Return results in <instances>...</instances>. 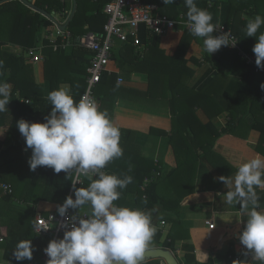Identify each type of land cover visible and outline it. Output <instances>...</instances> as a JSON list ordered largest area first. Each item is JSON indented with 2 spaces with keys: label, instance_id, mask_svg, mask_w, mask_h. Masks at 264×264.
Instances as JSON below:
<instances>
[{
  "label": "crops",
  "instance_id": "obj_1",
  "mask_svg": "<svg viewBox=\"0 0 264 264\" xmlns=\"http://www.w3.org/2000/svg\"><path fill=\"white\" fill-rule=\"evenodd\" d=\"M13 1L18 0L10 2ZM82 1L94 7L103 3L104 0ZM146 1L170 10L175 17H178V20L173 19L175 21L191 20L195 14H206L208 24L224 26H226L228 16L237 14L235 7L238 4L233 2L232 6L229 0H219L216 7L205 8L202 12L201 3H198V0L194 3L187 2V0ZM77 2L78 0H67L63 4L66 5V9H71L76 13ZM50 14L58 22H63L65 19L62 13L53 11ZM251 22L254 23L252 26L249 25ZM255 22L264 24V7L259 13L237 14V18L234 17L233 25L229 28L238 35L236 36L238 41L239 33L242 34L245 45L250 51L256 53L251 57L241 50H235L238 52L237 55L229 54L228 51L231 50L229 43H227L229 50L225 49L222 52L218 42L224 41L218 35L216 37L208 35L200 41L191 40L187 35L189 33L182 28L179 29L180 31L170 32L159 43L158 48L165 51L167 56L179 51L180 42H183V47H186L184 58L188 62L189 71L185 73L184 81L188 88L196 90L192 93L193 97L200 96V98L196 118H191V120L184 118L183 125H194L200 143L204 141L208 132L216 138V143L212 149L207 150V159L200 160L195 180H193L192 171L189 170L184 172V176L174 175L161 180L158 193L166 205H160L155 212L149 210V215L141 221L143 229L132 241L126 239L127 234H114L113 228L109 235L100 234L102 238L109 239L110 243L98 245L97 264H104V257L109 259L108 264L115 259L157 248L170 250L179 264H185L184 259L187 254L203 263L212 260L215 264H238L247 254L248 248L264 237V232L257 233L252 230L253 227H262L264 224V130L253 129L255 126L260 128L264 126V116L262 123L256 122L249 112L242 117L243 122L231 120L230 116V113L236 109L237 98L245 95L248 97L261 96L264 92V82H249L250 79H248V82L244 83L242 80L245 84L242 87L240 78L238 81L240 86L237 87L232 80L238 77L227 75V69L217 60L220 54L228 68L242 72L243 65L237 62L235 57L247 61V56L254 58L264 70V32L261 28L258 30L259 25ZM50 23L52 27L42 29L35 39V48L39 49L42 62L33 63L30 57H26L24 54L27 47L23 44L10 42L6 47L9 52L22 55L26 66L16 76L14 83H7L0 89V192L2 195L13 197L11 210L18 213V219L32 213L46 214L56 211L59 205L67 199L72 187L66 190L41 183L36 189L31 187L32 163L38 159L40 154L41 159L45 160L44 165L40 162L42 173L48 174L50 172L48 169H52L75 176L79 164L78 140L85 129L98 135L91 148L90 164L87 165L99 164L102 167H112L114 175L116 172L141 174L144 159L160 164L159 169L169 175L178 168V159L183 162L187 158L201 154V150L189 151V144L186 145V142L181 139L175 144L176 154L174 146L169 142L173 125L170 108L162 105L164 100L160 97L155 99L158 102L157 105L143 103V94L148 92L150 87L148 65H144L146 57L150 58L148 62H152L151 59H161L159 49L154 42L150 49L143 44L138 48L133 47L134 51L132 55L130 54L131 56L126 53L128 45L115 42L109 73H106L107 79L95 89L98 103L97 114L94 118L88 119L85 124L79 110V102L86 89V83L79 85L73 81L76 86L69 83L70 85L61 84L58 87H52L46 78L49 49L56 52L52 42L48 39L49 34L55 31L54 24L52 21ZM12 28L9 18L4 17L2 36L8 39L15 38L9 35L13 32ZM84 30L88 31L89 26L85 25ZM189 35L194 37V34ZM46 41L51 44L50 47L46 45ZM222 46L225 48L223 44ZM257 47L260 48L258 52ZM73 49L69 48L63 52L66 56H70ZM207 53L210 54L209 59H206ZM229 56L233 58V61L228 59ZM86 60L89 62V56ZM118 60L121 62L129 60L140 64V67H137L139 72H130L131 65L125 67V71L122 70L118 65ZM7 75H10L9 70ZM214 76H218V80L212 83L213 85L202 88L204 83ZM71 78L84 80V75L73 73ZM120 78L123 79V84H119ZM15 83L22 85L24 94H29L30 97H22L20 91L15 90ZM116 86L129 89L130 93L127 92L126 96L117 95ZM37 94L39 103L34 101V106H36L34 110L28 109L27 107L32 104ZM208 97L212 99L208 100ZM37 118L39 119L38 126L35 125ZM49 121H52L53 125L50 130L52 140L48 148L42 146L38 150L36 139L32 137L33 128L39 127L43 132L47 129ZM15 123L24 126L21 134L25 137L19 147L15 139L17 134L14 133ZM239 123L244 125L245 130H231ZM25 124L28 126L27 130H25ZM247 128L251 129L247 130ZM155 173L157 172H153L152 176ZM2 185L10 186L8 193L3 191ZM192 188L194 191L190 194ZM77 192L81 196V198L77 197V206L87 207L88 210L85 211L92 212L90 209L93 205L92 196L82 195L80 190ZM8 207L6 203L0 202V243L6 238L8 231L6 225L8 221L5 216ZM121 213H126V210L121 211L108 203L99 205V217L110 220L113 225H115V217ZM207 221L213 222L215 225L213 230L206 224ZM157 230L162 234L159 242L154 240ZM168 234L175 239L174 251L162 246ZM70 250L69 248L67 252ZM3 254L4 251L0 249V260ZM66 260L67 263L60 264H73L71 257L67 256ZM253 260L262 261L263 263L260 264H264V249L255 253L247 264ZM160 262L166 264L163 260ZM77 264L84 263L78 262Z\"/></svg>",
  "mask_w": 264,
  "mask_h": 264
},
{
  "label": "trees",
  "instance_id": "obj_2",
  "mask_svg": "<svg viewBox=\"0 0 264 264\" xmlns=\"http://www.w3.org/2000/svg\"><path fill=\"white\" fill-rule=\"evenodd\" d=\"M109 1L110 0H104L103 3H108ZM187 2L194 3L195 0H187ZM228 2L230 3V5L232 4V6L233 2L238 3L235 7V11L238 15L245 12L259 13L260 9L264 7V0H229ZM103 3L97 4V6L92 7L87 2L78 0L76 13L69 22V31L72 33L74 38L83 36L88 32H96L100 34L104 31V26L108 21V17L105 14H102V9L105 5ZM198 3H201L200 6L202 8V12H204L205 8L211 9L210 7H216V5H218L219 3V0H198ZM32 4L35 7L47 11L49 14L53 11H56L57 13H62L66 8V5L63 4L60 0H35L32 2ZM161 12L170 17L171 19L178 20V17H175L172 12L165 7L161 8ZM237 14H234V16L232 15L227 17L226 27L228 29L231 28V25H233L232 20L234 22V17L236 19ZM2 17L9 18V23L13 27V32L9 35L10 37L14 36L15 38L8 39V37L4 38L2 36L4 20V18ZM255 23L258 24V22ZM253 24L254 23L251 22L249 25L252 26ZM85 25L89 26L88 31L84 30ZM258 25V30L261 28V30H263L264 32V24L259 23ZM50 27H52V24L49 20H46L40 14L28 9L19 1L7 2L0 6V89L3 85H6L7 83H14V81L17 79L16 76L26 67L22 55H15L6 50V47L9 45V43L16 42L20 43V45L23 44L24 47H27L25 51L31 49L33 46V48H35L36 35L41 32L42 29ZM179 29L181 28L178 27L176 31H178ZM232 31L238 37L234 30ZM186 32H188L189 34H194V37L189 34L187 35L190 37L191 40L195 39L197 41H200L208 35L212 37H216L218 35V37L222 38L224 41L218 42L221 51L224 52L225 49L229 50V44L227 45L228 42H225L227 40L223 36H221V34L212 32L209 29H205L200 32ZM239 35V46L241 51L247 56H254L256 53L248 49V47L243 42L242 34L239 33ZM163 37L165 36L150 35L144 28H142L140 31L141 44L145 45L147 49L151 48L152 42H154L157 46V49H159V43L161 42ZM45 43L47 46H51L49 42L46 41ZM222 44L225 46V48L222 46ZM180 45L182 48L180 47L179 51H177V53L175 52L174 55L167 56L165 54V51L159 49L158 51L161 54V59H151L152 62H148L150 58L149 56L146 57V63L144 65H148L147 73L150 76V87L148 92L143 94V103H147L149 105H157L158 102H156L155 99L160 97L164 100L162 105H165L166 107L170 108L171 113L173 115V125L171 136H169V142L172 146H174L176 154L177 149L175 148V144L180 139L182 141H185L186 145L189 144V151L192 152L194 150H201V154L197 155L196 157L187 158L183 162L182 160L178 159V168L171 172V174L169 175L164 174L162 169H159L160 164H155L153 160L149 159L143 160L144 167L141 174H137V172H130L127 174H120L116 172L114 175L112 173V167H102L99 166V164L93 166L100 169L103 168L106 173L98 175L95 178L86 177L84 179L83 186L78 189L80 190V193L82 195H90L93 198V205L92 207H90L93 213V221L87 227L86 231L81 234L83 243L80 248H75L72 244V241L68 239H63L60 242L53 255V264H60L63 262L67 263V256L72 258L73 264H77L78 262H82L84 264H97L99 256L96 254V249L98 245L100 243H110L109 239L102 238L100 236L101 233L104 235H109L111 232V228H113L114 234H127L128 237L126 239L132 241L143 229L142 222L135 224L131 220H124L120 224L115 223V226L111 223L110 220L101 219L98 215V209L101 203L112 204L121 211L126 210V213L129 214L131 217H136L140 214L143 215V213L147 210L155 212L157 211L160 205H166V203L160 198L158 193V185L162 179H167L174 175L180 176V174L181 176H184V172L186 173V170H189L192 171L193 180H195L196 172L200 165V160L207 159V150L212 149L214 147L216 143V138L208 132L206 133V138L204 139V141L200 143L199 136L194 125H183L184 118L186 120L196 118L195 114L199 106L198 101L200 96L193 97L192 93L196 90L193 88H188L184 81V75L187 71H189V69L187 68L188 62L184 58L186 47H183V42H180ZM259 50L260 48L257 47V52ZM133 51L134 48L128 46L126 53L132 55ZM48 53L50 60L48 59L46 61V78L50 82L52 87H58L59 85H61L63 79L62 76L64 75L65 70L69 74L70 80H72V84H74L75 86L76 84L73 81H75L79 85L85 82L86 69L89 63L86 60V57L89 56L88 52L79 48H74L70 56H66L63 50L53 52L52 49H49ZM228 53L237 55L238 52L234 49H231L228 51ZM209 58L210 54L207 53L206 59ZM228 59L233 61V58L231 56H229ZM217 60L220 65H224L223 67L227 69V75H233L238 77L237 79L232 80L234 82V85H237V87L240 86L238 82L240 78L241 83L242 80L244 83L248 82V79H250L249 82H264V70L262 72H256L255 66L250 63L247 64V61L244 59L235 57V60H237V62H240L241 65H243L244 70L242 72L236 69L228 68L226 61L221 59L220 54L217 57ZM65 61H67L68 63H66ZM118 65L124 71L126 69L125 67L131 65L132 68H129L131 70L130 72H137L139 71V68L137 67H140V64L129 60L122 62L118 60ZM67 66L69 68H67ZM8 70L10 71L9 76L7 75ZM73 73L79 75L84 74V80L71 78V75ZM106 77L107 74L105 73L102 76V81L100 84H102L104 80L107 79ZM216 80H218V76H214L213 78L207 80L202 86V88H207L211 86V84H214ZM244 85L245 84L242 83L241 86L243 87ZM14 86L15 90L20 91V95L22 97H30L29 94H24L22 85L15 83ZM116 89L117 95L126 96L127 92L130 93L129 89L123 87H117ZM132 92L135 93L136 91ZM35 97L36 98H33L32 100V104L27 107L30 110H34V107H36L34 106V101L37 102V104L40 101L38 94ZM211 99V97H208V100ZM135 101L137 100L135 99ZM29 103L31 102L29 101ZM248 112L254 117L256 122L262 123L264 116V92L261 96H239L237 98L235 111L230 113L231 120L243 122L244 118L242 117L245 116ZM15 125L16 127L14 133L17 134L15 139L19 147L23 137H25L21 134L22 129H24V126L22 124L20 125L19 123H15ZM35 125H39L38 118L36 119ZM27 128L28 126L27 124H25V130H27ZM52 128V121H49L47 129H45V131L43 132L39 129V127H36V129L33 128L34 135L32 137L36 139L38 150H40L42 146L48 148L50 140H52V131H50L52 130ZM234 129L245 130V127L243 124L239 123L238 125L234 126L231 130L234 131ZM250 129L251 128H247V130ZM253 129L261 131L264 130V126H261V128L255 126ZM259 145L261 146L262 144L260 143ZM40 162L41 165L42 163L44 165L45 160H42L39 154L38 159L32 163L33 174L30 178L31 187L36 189V187H38L41 183L50 187L60 189L64 188L66 190L71 189L74 180V175L63 171L56 172L52 169H48L50 171L48 174L42 173L40 171ZM158 171H162L161 177L150 183L145 191H142L141 186L143 184L144 179L146 177H151L153 172ZM190 191V194H192L194 188H192ZM1 193L2 192H0V202L6 203L7 207L9 205V207L7 208L8 212L5 213V216H7L8 221V223H6L8 231L6 238L3 240L2 243H0V249L4 251L1 260L14 262L15 264H27L29 262H36L37 264H42L43 251L49 246L51 242V237L39 236L35 234L33 231V225L36 214L32 213L30 215L22 216L18 219V213L13 212V210H11V200L13 199V197L9 195H2ZM79 208L80 206H77L76 209ZM98 230L100 231L98 232ZM252 230L257 233H259V231L264 232V224L262 225V227L255 226L252 228ZM161 237V231L157 230L154 236V240L159 242ZM174 242V237L171 234H168L166 236V241L163 243L162 246L170 248L174 251ZM69 248L71 250L67 252ZM128 248H130V246ZM184 260L185 264H215L212 260H208L204 263L199 262L194 259L193 256L190 257L189 254L185 256ZM103 261L104 264H107L109 259L104 257ZM260 263L263 262L253 260L250 264ZM145 264H161V262L160 260H154Z\"/></svg>",
  "mask_w": 264,
  "mask_h": 264
},
{
  "label": "built area",
  "instance_id": "obj_3",
  "mask_svg": "<svg viewBox=\"0 0 264 264\" xmlns=\"http://www.w3.org/2000/svg\"><path fill=\"white\" fill-rule=\"evenodd\" d=\"M60 1L64 3L67 0ZM102 12L108 17V21L104 26V31L100 34L88 32L83 36L74 38L69 31V25L65 30H61L57 24L52 22L55 31L50 33L48 38L56 52L59 50L65 51L69 48H79L89 53V63L85 75L86 89L79 102V110L83 115L85 124L88 119L94 118L97 114L98 103L95 97V89L101 83L102 76L109 73L115 42L134 48L140 47V31L142 28L150 35L156 36H166L170 32L176 31L178 27L192 32L209 29L212 32L221 34L228 41L231 49L241 50L236 35L224 25L208 24V15L206 14H195L191 20L175 21L163 14L157 4L146 0H110L104 5ZM61 15L65 19L63 22L57 21V23L63 26L72 19L73 11L65 8ZM24 55L30 57L33 63H39L43 60L38 48L28 49ZM246 59L248 63L255 66L256 72L263 71V68L257 64L254 58L246 56ZM123 83V79L120 78L119 84ZM26 102L29 103V101ZM97 137L96 133L86 129L82 132L78 140L79 164L69 196L59 205L56 211L47 212L46 214L38 212L35 216L34 233L39 236L51 237L49 246L43 251L42 264H53V255L63 239L72 241L75 248H80L83 243L81 234L86 231L93 221L91 211H85L82 208L76 209L78 205L76 193L83 186L86 177L95 178L106 173L103 169L85 163ZM161 175L162 173L158 171L155 175L146 177L141 186L142 191H145L148 185L160 178ZM2 189L5 193H8L10 186L2 185ZM143 219L144 215L142 214L131 217L127 213H121L115 217L114 223L120 224L124 220H131L137 224ZM206 224L212 230L215 228L212 221H207ZM0 264L15 263L0 260ZM27 264L37 263L29 262Z\"/></svg>",
  "mask_w": 264,
  "mask_h": 264
},
{
  "label": "water",
  "instance_id": "obj_4",
  "mask_svg": "<svg viewBox=\"0 0 264 264\" xmlns=\"http://www.w3.org/2000/svg\"><path fill=\"white\" fill-rule=\"evenodd\" d=\"M10 1L12 0L0 1V6ZM18 1H20L25 6L31 8L32 10L36 11L37 13H40L47 19L51 20L53 23L57 24L61 30H65L67 28L68 24L63 26L59 25L57 21L53 18V16H51V14H49L47 11L33 6L32 4L33 0H18ZM74 13L75 11L73 12V14ZM149 213H150L149 211H145L143 214L144 217L149 215ZM263 247H264V237L254 242L248 248L247 254L238 264H247L249 259ZM154 260H163L166 264H179L175 255L170 250L164 248L149 249L140 253L133 254L128 257L112 260L108 264H144Z\"/></svg>",
  "mask_w": 264,
  "mask_h": 264
},
{
  "label": "rangeland",
  "instance_id": "obj_5",
  "mask_svg": "<svg viewBox=\"0 0 264 264\" xmlns=\"http://www.w3.org/2000/svg\"><path fill=\"white\" fill-rule=\"evenodd\" d=\"M89 5H90V3H89ZM2 18H4V17H2ZM3 23H4V20H3ZM139 72V71H138ZM82 75V74H81ZM84 75V74H83ZM63 77V79H62V83L61 84H68V85H70V84H72L71 83V81L72 80H70V77H69V74L67 73V71L65 70V72H64V75L62 76ZM70 83V84H69ZM62 85V86H63ZM85 163H90V154L88 155V157H87V160L85 161ZM76 196L78 197V198H81V196H80V194H79V192H77L76 193ZM82 210H88V208H82ZM262 249H264V247L263 248H261L260 250H262ZM259 250V251H260Z\"/></svg>",
  "mask_w": 264,
  "mask_h": 264
}]
</instances>
